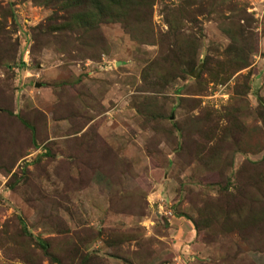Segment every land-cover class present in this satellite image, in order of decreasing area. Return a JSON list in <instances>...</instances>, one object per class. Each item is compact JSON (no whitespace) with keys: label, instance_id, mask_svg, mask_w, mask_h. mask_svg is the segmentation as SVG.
Wrapping results in <instances>:
<instances>
[{"label":"rangeland","instance_id":"obj_1","mask_svg":"<svg viewBox=\"0 0 264 264\" xmlns=\"http://www.w3.org/2000/svg\"><path fill=\"white\" fill-rule=\"evenodd\" d=\"M0 264H264V0H0Z\"/></svg>","mask_w":264,"mask_h":264},{"label":"trees","instance_id":"obj_2","mask_svg":"<svg viewBox=\"0 0 264 264\" xmlns=\"http://www.w3.org/2000/svg\"><path fill=\"white\" fill-rule=\"evenodd\" d=\"M94 30H96V28L93 29V31H94ZM91 37L93 38V40H94L95 42H97L98 39H99V41H100V35L98 34L97 31L93 32V36H91Z\"/></svg>","mask_w":264,"mask_h":264},{"label":"crops","instance_id":"obj_3","mask_svg":"<svg viewBox=\"0 0 264 264\" xmlns=\"http://www.w3.org/2000/svg\"><path fill=\"white\" fill-rule=\"evenodd\" d=\"M185 229L187 230V232L189 231V226L185 225Z\"/></svg>","mask_w":264,"mask_h":264},{"label":"water","instance_id":"obj_4","mask_svg":"<svg viewBox=\"0 0 264 264\" xmlns=\"http://www.w3.org/2000/svg\"><path fill=\"white\" fill-rule=\"evenodd\" d=\"M194 76V74H192Z\"/></svg>","mask_w":264,"mask_h":264}]
</instances>
